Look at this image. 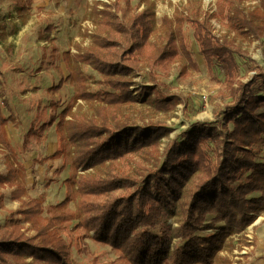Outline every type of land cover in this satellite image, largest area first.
Listing matches in <instances>:
<instances>
[{
  "label": "trees",
  "instance_id": "1",
  "mask_svg": "<svg viewBox=\"0 0 264 264\" xmlns=\"http://www.w3.org/2000/svg\"><path fill=\"white\" fill-rule=\"evenodd\" d=\"M14 1L19 18L26 23L34 0ZM247 1L217 0L216 9L207 11L202 0H189L173 17L165 15L160 26L156 0H142L143 8L132 0L96 1L89 6L86 17L95 29L86 30L84 37H90V44L77 45L76 53L67 51L64 59L69 77L75 74L85 80L82 65L88 64L101 74L108 89L79 91L76 99L91 104L90 116L76 112L66 120L74 104L61 112L60 146L54 155H72L68 163L84 173L66 180L67 196L50 206L47 215L42 198L16 211L31 223L34 235L21 230L15 219L10 227L0 228V264H73L64 237L65 231L74 230H67L73 220L86 235L93 231L96 240L119 252L115 260L100 264H214L228 239L256 220L264 211V161L258 159L256 149L264 145V93L255 91V86L264 89V68L257 65L248 80L236 78L235 55L245 54L235 43L239 36L264 40V0L251 6ZM213 19L225 24L226 34L215 33ZM187 23L208 65L226 73L232 101L222 112L220 126L214 122L194 126L170 142L161 155L159 144L171 129L152 122L133 124L119 118L116 110L137 101L135 77L143 65L151 67L153 82L142 87L146 95L142 102L161 110L180 103L179 96L166 94L152 68L166 67L180 55L188 66L197 67L184 40ZM158 28L160 42L153 47L152 36ZM7 122L0 105V143L13 149L5 131ZM60 126L66 127V134ZM41 133L33 128L27 136ZM208 140L214 144L215 160L203 145ZM142 152L152 153L156 163L137 174L114 163ZM17 172L11 164L7 175L0 173V186L12 183ZM198 173L189 201L183 202L180 224L174 228L166 203L170 196L181 198ZM117 190L125 192L114 194ZM74 192L79 195L78 211L67 207ZM24 193L21 184L11 194L19 198ZM207 229L213 231L203 233Z\"/></svg>",
  "mask_w": 264,
  "mask_h": 264
},
{
  "label": "rangeland",
  "instance_id": "2",
  "mask_svg": "<svg viewBox=\"0 0 264 264\" xmlns=\"http://www.w3.org/2000/svg\"><path fill=\"white\" fill-rule=\"evenodd\" d=\"M96 1L110 0H34L28 21L22 23L15 1L0 0V105L3 114L8 117L5 131L13 146V149H9L0 143V173L7 175L11 164L18 170L12 183L0 186V228L10 227L11 219H15L19 220L21 230L28 235H34L36 230L31 223L22 219V215L16 211L25 207L24 204L30 200L42 198L44 215H47L50 206L63 201L67 196L66 180L75 174L84 173L81 168L76 170L68 163L72 155H54L60 146L61 134L57 123L61 112L68 105L74 104L71 113L65 117L66 120H71L76 112H80V117L90 116L93 112L91 104L84 99H76L79 91L83 87L94 93L108 89L102 83L101 74L88 64L82 65L85 80H80L75 74L69 77L68 61L65 62L64 59L67 51L72 55L76 53L77 45L90 44V37H84V32H92L95 26L86 16L89 6ZM187 1L189 0H156L158 26L165 15L173 17L178 9L187 5ZM216 1L202 0L204 9L214 11ZM257 3L256 0L246 2L249 6ZM132 4L144 7L142 0H132ZM213 24L217 35L227 33L225 24L220 20L213 19ZM160 37L161 30L158 28L152 36L153 47L160 42ZM184 40L197 67L188 66L185 56L180 55L168 62L166 67L152 68V72L164 84L166 94L179 96L180 103L173 109L161 110L142 102L146 96L142 87L153 82L151 67L143 65L135 77L137 101L116 110L119 118L133 124L152 122L169 127L170 134L164 136L159 144L161 155L170 142L182 138L194 126L209 122L220 126L224 118L222 112L226 104L232 101L226 73L219 66L214 65L211 68L208 65L200 52L194 30L188 23L185 25ZM235 46L245 54L235 55V77L248 80L256 73L257 65L264 68V40L239 36ZM61 81L62 86L56 89L55 86ZM255 91L264 93L260 86H255ZM152 96L154 97V93ZM232 127L230 123L229 128ZM33 128L42 133L27 136L28 131ZM60 129L66 134L65 126H60ZM203 145L215 160L213 142L208 140ZM256 149L258 159L264 161V145L257 146ZM114 163L132 174H137L152 167L156 161L152 153L142 152L126 155ZM199 175L200 173L194 175L188 182L181 198L170 196L166 203L173 214L169 223L174 228L180 224L183 202L189 201L190 192ZM21 184L25 193L19 198H13L12 191ZM124 192L117 190L114 194ZM72 196L73 199L67 207L78 211L79 195L74 192ZM211 218L212 215H209L208 219ZM77 222L70 221L67 230H74L64 233L70 248L69 259L73 264H100L117 258L119 252L116 249L96 240L93 231L86 235V230L78 227ZM212 231L213 229H207L203 233ZM233 238L228 239V243L218 253L216 262L231 261V257L235 261V256H239V253L235 254L233 250L241 251V245L248 244L245 236L238 237L237 240ZM233 241L236 242L235 245ZM227 252L230 253L229 256ZM259 258L264 264V254Z\"/></svg>",
  "mask_w": 264,
  "mask_h": 264
},
{
  "label": "crops",
  "instance_id": "3",
  "mask_svg": "<svg viewBox=\"0 0 264 264\" xmlns=\"http://www.w3.org/2000/svg\"><path fill=\"white\" fill-rule=\"evenodd\" d=\"M234 235L232 236L234 237V240L239 239L238 237L245 236L248 244L241 245V251L238 249L233 250V253H239L237 254L239 256H235V261L232 260V257L230 256L231 261L215 262L214 264H263L259 256L264 254V211L258 215L255 222L249 225L245 230ZM227 255L229 256L230 253L227 252Z\"/></svg>",
  "mask_w": 264,
  "mask_h": 264
}]
</instances>
